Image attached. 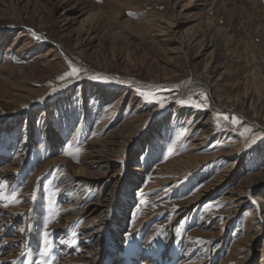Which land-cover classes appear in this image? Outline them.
<instances>
[{"label":"rangeland","instance_id":"obj_1","mask_svg":"<svg viewBox=\"0 0 264 264\" xmlns=\"http://www.w3.org/2000/svg\"><path fill=\"white\" fill-rule=\"evenodd\" d=\"M262 176L264 0H0V264H264Z\"/></svg>","mask_w":264,"mask_h":264},{"label":"bare ground","instance_id":"obj_2","mask_svg":"<svg viewBox=\"0 0 264 264\" xmlns=\"http://www.w3.org/2000/svg\"><path fill=\"white\" fill-rule=\"evenodd\" d=\"M183 22L180 21V19L178 17H176L172 22H169L168 23V26H167V30H166V37L167 39L165 40L166 44H169L170 42H173L175 45L174 47L170 48V51L172 54L174 53H177L180 51V49H182L183 47L186 46V43H185V40L180 37L178 35V33L180 32V28L183 26ZM184 31V30H183ZM186 31V30H185ZM182 33V32H181ZM184 33V32H183ZM186 34V33H185ZM24 36H27V33H23L22 34V37ZM190 44V43H189ZM202 46L200 47L201 50H206L207 47L203 44H201ZM185 50V49H184ZM49 54V53H48ZM211 80V78L208 76L206 77V79H202L201 81L203 82V84H206L207 87L210 88V85H209V81ZM208 82V83H207ZM249 99V98H248ZM246 100V99H245ZM244 100V101H245ZM252 100V99H251ZM242 102V107L245 108V105H246V101L245 102ZM250 107V106H249ZM211 119V116L208 117L207 121L205 122L204 124V129H205V132L204 134H206L207 137H209L212 132H213V128H212V123L209 121ZM137 120V119H136ZM213 120V119H211ZM132 122V121H131ZM120 133V132H119ZM199 138V137H198ZM201 140V139H200ZM204 144L205 142L202 141ZM238 150V149H236ZM236 150L232 151V152H229L227 153L226 155H228L229 157H233V154L234 153H237ZM199 155V154H198ZM221 154H217V155H214V156H219ZM224 155V154H223ZM190 156V155H189ZM199 158V157H198ZM209 158V156L207 157V159ZM205 159V158H204ZM190 160V159H189ZM194 161V160H193ZM200 164V163H199ZM235 166V165H234ZM234 166H231L229 169L226 170V173L222 176V180L224 181L228 176L229 174L232 173L233 171V168ZM180 168V167H179ZM170 169V168H169ZM264 177H260V178H257L255 181H252L251 179H244L236 188H233V190L231 192H228V200H233L235 201L236 203V206L234 208V213H236L237 211H239V209L242 207L243 203L246 201V193L248 194L249 192H254L256 191V185H257V182L262 180ZM231 179V178H230ZM229 181V180H227ZM218 185V184H217ZM214 187V186H213ZM259 191V190H258ZM206 192V191H205ZM99 201V200H98ZM96 202V201H95ZM246 203V202H245ZM100 204V203H99ZM99 204H93L92 207H90L89 209V215H94L98 210H99ZM89 207V206H88ZM233 207V206H232ZM88 209V208H87ZM87 213V212H86ZM88 215V216H89ZM256 217H258V214L256 215ZM250 225V224H248ZM256 233V232H255ZM254 233V235H255ZM253 235V234H252ZM255 236L251 237L252 239L254 238Z\"/></svg>","mask_w":264,"mask_h":264},{"label":"snow or ice","instance_id":"obj_3","mask_svg":"<svg viewBox=\"0 0 264 264\" xmlns=\"http://www.w3.org/2000/svg\"><path fill=\"white\" fill-rule=\"evenodd\" d=\"M32 35L37 40H39L41 38L39 36H36V34L34 32L32 33ZM70 69L71 70L69 72H67L64 75H62L61 77H59V79L60 80H65L68 77H75L81 71L80 69H78V68H76L74 66H71V65H70ZM91 78L92 79H101L100 77H97V76H93ZM102 79L107 80V77H104ZM118 82H120V81H118ZM137 91H138V93L141 96L144 97L145 100H149L150 101V100H152V99L155 98L154 97V94L151 93L150 91H144V90H140V89H137ZM200 95L203 98V100L205 101L203 104L198 103V102L192 100L191 98H189L187 100H181V101H179V103H181V104H193L195 107H198V108L199 107H207V103H206L207 97H206V95L204 93H201ZM160 103H161V107H163V102H160ZM223 119L228 120V117L225 116V117H223ZM231 123L234 124V125H238V124H240V120L238 118H236V117H232ZM248 132H251V129L250 128H244V131L241 133V135H244L245 133H248ZM255 141H256V138H253L252 142L255 143ZM176 143H177L176 141H173L172 142V145L169 146V148H168L169 155H171L173 153V150L175 148ZM69 149H71V145H69ZM80 151H81V149L76 148L75 149V155H73V152L72 151H68V152H66V154L73 155V158L74 159H77V162H78V154L80 153ZM213 207H217L218 208L220 206L219 205H206V210H209L210 211V210H212ZM45 236H47V233H45ZM42 255H44V256H47L48 255V249L47 248H45V250L42 253Z\"/></svg>","mask_w":264,"mask_h":264}]
</instances>
